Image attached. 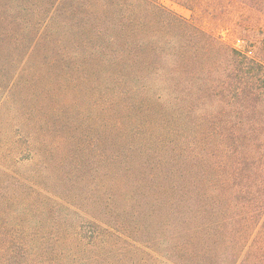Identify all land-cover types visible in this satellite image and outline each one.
<instances>
[{
  "label": "trees",
  "instance_id": "1",
  "mask_svg": "<svg viewBox=\"0 0 264 264\" xmlns=\"http://www.w3.org/2000/svg\"><path fill=\"white\" fill-rule=\"evenodd\" d=\"M169 1L0 0V264H264V0Z\"/></svg>",
  "mask_w": 264,
  "mask_h": 264
},
{
  "label": "rangeland",
  "instance_id": "2",
  "mask_svg": "<svg viewBox=\"0 0 264 264\" xmlns=\"http://www.w3.org/2000/svg\"><path fill=\"white\" fill-rule=\"evenodd\" d=\"M162 3L180 16L186 18L191 16L190 10L172 3L169 0H162ZM197 23L205 29H210L214 32L219 31V29L217 28H219L220 26L214 24L211 20L208 19V17L199 18ZM223 33L225 34V31H223ZM225 38L231 42H235V44L239 46L238 42L235 41L232 35L225 34ZM22 85L23 83L21 80V84L19 85L18 89L14 90V92H12L9 96H6L4 101L0 104V167L4 168L9 174L17 176V178H19L17 186H19V184H22V178H26V183L29 184L32 192L31 194L33 196L35 195L34 192L36 191V187L38 184L49 189H51L50 187H53V185L49 186L51 184L48 182L51 181L50 178H47L48 181L46 179H43V176L46 175L41 171L39 164L35 160H24L19 158L21 154H27L26 151H24L27 143L21 130V124L25 119L20 113L24 109L23 106H21L18 102L19 93L23 90H29L30 92H32L30 89L22 87ZM40 92L41 91L37 90L34 93L35 96L33 97V100L39 97L36 93ZM30 95H32V93H29V96ZM82 173H84V179L82 183H80V185H78L77 187H81V185L85 184V186L82 188V192H86L87 185L92 181V179H96L97 175L88 170V168H85ZM71 191L74 190L71 188ZM10 194L11 190L6 189L5 195L9 198H12ZM20 195L21 197L23 196V194ZM15 203L16 208L20 207V204H18V202Z\"/></svg>",
  "mask_w": 264,
  "mask_h": 264
}]
</instances>
